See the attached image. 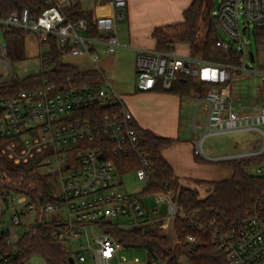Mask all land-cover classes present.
Wrapping results in <instances>:
<instances>
[{
    "label": "built area",
    "instance_id": "obj_1",
    "mask_svg": "<svg viewBox=\"0 0 264 264\" xmlns=\"http://www.w3.org/2000/svg\"><path fill=\"white\" fill-rule=\"evenodd\" d=\"M43 1L46 8L37 16L24 9L0 17L2 34L23 31L33 34L42 45L52 38L59 46L69 49L67 54L71 57L88 56L93 62L99 60V55L93 51L96 40L104 43L107 54L119 49L116 23L125 19L127 0H110L109 16L92 17L91 24L101 38L87 36L89 24L86 20H68L65 11L81 0ZM212 18L216 29L236 44L235 48L218 39L215 46L226 56L233 52L236 64L215 65L167 54H139L135 62L136 89L149 92L160 86L167 92L179 78L196 77L200 74L199 68L214 67L211 82L218 86L231 84L240 74H256L264 91V72H255V58L244 38L250 29L252 34L255 30H264V0H220ZM6 54L5 46L0 45V61L8 64ZM116 106L119 112L113 110L101 116L93 110ZM132 122V116L121 108L117 95L101 87H79L60 93L53 85L45 84L38 90L21 91L16 97L0 100V141L6 140L0 156L14 165L33 162L41 176L52 177L50 197L56 203L44 206L39 220L41 217V222L52 226L49 237L64 246L68 264H113L114 260H119L121 251L133 250L117 242L108 232L110 227L124 230L156 227L162 233L170 227L173 229L176 219L183 221L186 229L192 232L183 239H178L174 232L177 246L194 250L207 235L228 264H264V191L247 207L243 219L238 222H231L223 215L204 221L200 212L185 211L173 202L172 190L149 196L119 191L121 177L113 163L104 159L102 139L113 145V155L126 156L134 150L140 162L134 172L135 179L146 186L153 182L154 171L138 150L137 135L130 126ZM263 126L264 103H255L245 109L241 103L234 104L221 89H211L195 105L193 155L216 164L261 156L264 154ZM242 132L259 134V143L253 153L222 158H209L204 154L203 144L207 138ZM251 175L264 177V167H256ZM147 197H153V203L143 199ZM3 198L6 209H15V198L17 205L23 207L11 217L7 230L0 232L5 245L13 247L20 237L14 240L16 234L11 228L23 227L21 220L33 214L34 220L25 231L30 229L37 219L36 213L33 206H27L24 196L9 193ZM161 205L165 206L164 212ZM112 220H121V223H108ZM143 251L147 261L135 260L134 264H180L178 256L187 261L182 249L178 253L173 248V257L166 254L156 258Z\"/></svg>",
    "mask_w": 264,
    "mask_h": 264
},
{
    "label": "trees",
    "instance_id": "obj_2",
    "mask_svg": "<svg viewBox=\"0 0 264 264\" xmlns=\"http://www.w3.org/2000/svg\"><path fill=\"white\" fill-rule=\"evenodd\" d=\"M103 2L105 0H94ZM188 8L183 12V21L177 24L155 28L151 34L155 42V51L161 54H170L177 44L187 45L190 52H194L197 40L200 19L202 16L205 0H189ZM46 5L43 0H0V17H5L11 12L29 10L33 16L39 15ZM68 20L77 21L84 19L88 22L87 36L101 38L91 24L92 17L87 15L78 3L65 11ZM254 39L258 46L264 47V30H255ZM27 33L23 31H11L3 34L6 41V51L12 55V60L23 59L24 38ZM219 39L218 31L213 18L207 25L204 41L201 47V57L205 61L224 63L232 61L235 63L233 52L226 56L215 46ZM44 46L46 51L39 56L41 71L27 78L7 81L0 84V100L16 97L21 91H34L42 88L45 84L53 85L56 92L65 93L79 87L102 86L103 78L97 71H79L76 68L61 64V57L69 49L61 47L55 39H49ZM14 49L19 50L18 56L13 53ZM257 69L264 72V65L256 61ZM202 96L204 97L211 89L218 88V85L211 82H201ZM156 91H162L157 86ZM189 90V77L179 78L167 91L179 96H184ZM164 92V91H163ZM98 116L110 114L113 110L119 112V107L94 108ZM136 132L138 139V150L149 162L154 171L153 182L146 186L141 192L142 195H156L173 190L175 177L171 167L162 158L161 151L169 147L173 140L161 138L149 130L138 127L134 122L130 124ZM103 143L104 159L115 166L118 175L124 176L134 173L140 162L134 150L126 156L113 155V145L107 139ZM6 140L0 141V151L5 146ZM96 148V145H92ZM197 158V157H196ZM198 159V158H197ZM232 172L229 180L208 183L207 197L198 199L195 190L177 189L176 202L185 211H198L202 219L208 221L217 215H223L231 222H238L243 219L247 207L253 200L264 191V177L251 175L248 170L251 166L264 164V154L258 157L241 158L218 163ZM52 177L41 176L33 162L25 165H14L6 157L0 156V198L12 193L17 196H24L27 206H33L36 213V220L30 229L24 231L13 247L5 245L4 238H0V264H27L30 258L37 256L45 261V264H68V256L64 246L49 237L51 225L39 220L41 209L47 204H55L51 199ZM174 232L178 239L192 234L186 229L185 223L176 219L174 221ZM108 232L124 248L133 250H145L152 258L166 255L173 257L172 248L169 246L165 236L157 232L156 227L133 228L121 230L110 227ZM185 254L188 264H228L225 256L216 251L208 236L202 238V244L194 250L181 248Z\"/></svg>",
    "mask_w": 264,
    "mask_h": 264
},
{
    "label": "crops",
    "instance_id": "obj_3",
    "mask_svg": "<svg viewBox=\"0 0 264 264\" xmlns=\"http://www.w3.org/2000/svg\"><path fill=\"white\" fill-rule=\"evenodd\" d=\"M91 1L89 4L92 6L95 1ZM79 4L91 17L111 14L108 5V13L104 11L105 14L98 15V11L102 13L99 8L94 7L89 14L86 11L88 7H84L81 1ZM189 4V0H127L123 30H119V22L116 23L120 47L114 54H107L104 43L96 40L93 51L99 55L97 62H93L88 56L71 57L67 53L61 57L60 62L79 71H97L101 74L103 78L101 88L117 95L121 108L132 116L133 122L138 127L149 130L158 137L173 140L169 147L161 151V156L174 173L177 189L186 188L195 190L199 194L202 192L207 194L208 183L226 181L232 176L228 168L205 162L193 155L192 120L196 102L202 98L200 83L211 82L215 74L214 67L199 68L200 74L196 76L198 80L194 84L189 77V90L184 96L156 90L141 92L135 86L137 56L158 53L155 51V42L151 37L153 30L182 22L183 12ZM0 33V45L6 48L1 29ZM192 54L187 45L177 44L174 46V51L167 55L198 62L205 61L201 57V52L199 58H192ZM206 62L215 65L236 64L233 60L224 63ZM3 64L9 65L0 61V65ZM255 67L257 69V65ZM244 76L246 79V74ZM7 81L10 80H0V84ZM242 82L237 79L227 86H218V89L225 92L234 104L241 103L245 109L255 103L263 104L264 91L261 90L260 83L253 94L250 88L246 93V88L241 85Z\"/></svg>",
    "mask_w": 264,
    "mask_h": 264
},
{
    "label": "rangeland",
    "instance_id": "obj_4",
    "mask_svg": "<svg viewBox=\"0 0 264 264\" xmlns=\"http://www.w3.org/2000/svg\"><path fill=\"white\" fill-rule=\"evenodd\" d=\"M109 1L110 0H105L103 2L96 1L95 3H92V6L91 4H89L90 2H92L91 0H81V3L84 7L85 6L88 7L86 8V11L89 14H91L94 7H96V9L99 8L102 11V13L98 11V15L101 14L103 15L105 14L103 13L104 11L105 12L108 11L107 5ZM219 1L220 0H205L192 58L200 57V50L205 38L208 22L212 18V15L217 11L219 6ZM242 24L243 21L242 19H240V25L242 26ZM118 26H119V30H123L124 21H120L118 23ZM217 31H218L219 39L227 43H231L236 48V44H233L231 39H229L220 30ZM244 38L247 42H249L252 56L255 58L256 61H258V63L264 65V47H260L256 44L254 39V34H252L251 29L249 32H247L244 35ZM44 51H46V46L39 44L38 40L35 38L33 34H27L25 38V49H24L23 59L12 60V55H9L7 53L5 55V59L7 60L9 65H4V64L0 65V80L7 79L10 81H16L39 73L41 68L39 56ZM13 53H15V56H18L20 51L14 49ZM247 58L249 64H251L249 60V56ZM255 66H253V68L255 72H257ZM190 78L192 79L193 84L198 80L197 77H190ZM237 79L239 81H243L241 85L244 88H246V93L250 88L252 93L255 94V89L260 83V79L258 76L246 75V79H245L244 74H240V76ZM262 130L264 131V126L262 127ZM258 143H259V134L256 132H242V133L216 135V136H211L205 140L203 144V152L209 158L211 157L222 158V157H230V156L249 155L257 149ZM258 166L264 167V164L251 166L248 172L252 174L253 170ZM120 180H121V185L119 187L120 192L126 193L128 195L142 196L141 192L146 188V184L144 182L136 180L134 173L124 176ZM207 196L208 195L206 193L203 192L201 194L198 193V199H204ZM176 197H177V186H175L174 189L172 190L171 200L175 202ZM143 199H145V201L150 204L153 203V197H147ZM14 204H15L14 208L16 210L13 208L6 209L4 203L2 202V199L0 198V232H5L7 230L6 226L10 224L11 217L15 214V212H19L23 210L22 206L17 205L16 198L14 200ZM164 209L165 206L161 205V210L163 212ZM41 219L42 218L40 217V220ZM33 220H34V215L32 214L29 215L27 218L21 220L23 227L11 228V232L16 234L14 240H17L24 233L25 227L28 226L29 224H32ZM109 222L117 225L121 223V220H112V221H108V223ZM157 232L165 236L167 242L169 243V246L172 249L174 248V251L176 252L178 251V253L181 251L180 249L181 247L175 244L174 230L171 227L166 232L160 233L158 230ZM97 234L98 232L96 233V235ZM118 258L119 260L118 261L114 260L113 264H134L135 260L138 261L139 263H144L147 261V255L144 253L143 250H123L119 253ZM122 259H124L125 262H123ZM178 261L180 264H188L183 257L178 256ZM27 264H45V261L40 257L34 256L30 258Z\"/></svg>",
    "mask_w": 264,
    "mask_h": 264
},
{
    "label": "water",
    "instance_id": "obj_5",
    "mask_svg": "<svg viewBox=\"0 0 264 264\" xmlns=\"http://www.w3.org/2000/svg\"><path fill=\"white\" fill-rule=\"evenodd\" d=\"M243 31H244V30H243ZM257 145H258V144H257ZM5 201H6L5 198H3V202H4V203H5ZM69 262H70V260H69Z\"/></svg>",
    "mask_w": 264,
    "mask_h": 264
}]
</instances>
